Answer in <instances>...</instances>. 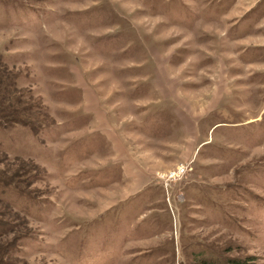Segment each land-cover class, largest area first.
Wrapping results in <instances>:
<instances>
[{"label": "rangeland", "instance_id": "1", "mask_svg": "<svg viewBox=\"0 0 264 264\" xmlns=\"http://www.w3.org/2000/svg\"><path fill=\"white\" fill-rule=\"evenodd\" d=\"M2 113L0 264H264V0H0Z\"/></svg>", "mask_w": 264, "mask_h": 264}, {"label": "trees", "instance_id": "2", "mask_svg": "<svg viewBox=\"0 0 264 264\" xmlns=\"http://www.w3.org/2000/svg\"><path fill=\"white\" fill-rule=\"evenodd\" d=\"M3 114L4 113L0 114V124H1V122H2V124L5 123L4 121H6V122L11 121V120L17 121L18 118H20L16 115L10 114V113L4 114V115ZM255 259L256 258L253 256H249L246 258H234V259H231L230 263L231 264H260V263H257Z\"/></svg>", "mask_w": 264, "mask_h": 264}, {"label": "built area", "instance_id": "3", "mask_svg": "<svg viewBox=\"0 0 264 264\" xmlns=\"http://www.w3.org/2000/svg\"><path fill=\"white\" fill-rule=\"evenodd\" d=\"M187 166L185 165H181L178 166L176 169H174L173 171L169 172L166 176L167 178H177L179 176H182L185 172H187Z\"/></svg>", "mask_w": 264, "mask_h": 264}]
</instances>
